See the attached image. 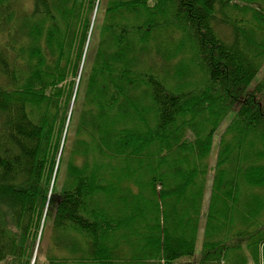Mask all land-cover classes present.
I'll use <instances>...</instances> for the list:
<instances>
[{
    "label": "trees",
    "instance_id": "16d2710c",
    "mask_svg": "<svg viewBox=\"0 0 264 264\" xmlns=\"http://www.w3.org/2000/svg\"><path fill=\"white\" fill-rule=\"evenodd\" d=\"M153 1L32 0V11L26 13L19 8V0H0V264H37L40 240L32 254L35 234L42 229V239L47 228L51 250L45 264H151L146 259L193 264L190 259L195 257L197 227L203 215L197 206L201 188L194 187L191 192L193 203L185 217L194 229H179L177 219H169L165 206L166 200L170 201L169 189L162 185L156 193L152 185L138 189L133 182L130 186L120 170L124 158L115 149L104 152L101 145L105 149L107 136L114 142L119 135L116 133L134 125L133 111L140 107L137 100L146 101L143 97L149 91L156 114L155 124L146 132L150 133L144 142L147 146L157 142V149H165L174 141V127L180 131L193 126V111L180 107L181 103L198 102L200 113L209 109L207 106L216 107L211 116L217 120L225 107L211 103L212 97L225 98L232 106L245 96L246 111L253 110L243 127L245 137L263 130L264 106L258 98L264 92V80L251 84L264 56V41L255 39V31L264 36V18L259 22L252 15L246 16L250 11L247 3L239 11L243 17L238 19L230 18V9L226 14L224 0H158L168 17H178L182 22L178 31L187 44V53L203 65L207 76L201 81L205 90L200 94H192L189 88L194 86L189 83L185 87L184 77L178 80L173 88L180 97L171 90L165 92L160 78L144 73L148 66L140 60L141 47L124 49L130 34L143 31L145 26L148 34L161 23L154 27L150 14L144 11L148 16L144 24L132 20L127 26L122 7L141 5L137 9L151 11L156 5ZM263 10L251 14L256 12L261 18ZM94 11L105 17L100 23L105 32L98 36L96 60L87 61L85 66L84 61L80 73L78 66L90 28L95 25ZM161 14L160 20H164L165 14ZM166 27L169 25H162V29ZM87 54L88 50L84 57ZM179 54L170 53L173 58ZM108 59L120 65L112 69ZM183 65L188 71L196 67L190 62ZM212 87L215 93L210 96ZM69 107L71 117L62 137ZM237 115L235 120L245 121L244 109ZM205 119L200 127L208 131L205 123L211 125V120ZM239 132V128L230 131L231 140ZM247 139L249 142L251 137ZM243 140L244 136L239 138V142ZM255 143L254 139L246 147L237 143L219 146L215 162L222 174L216 178L209 202L218 208L215 211L213 205L212 213L201 222L197 264H264V195L253 194L251 202L248 195L245 201L238 196L248 187L264 188L263 154L256 153ZM184 145V155H174L176 164L189 160L187 155L196 147L200 159L210 153L207 141ZM133 154L137 156V152ZM200 178L194 172L187 181L190 184ZM58 182L61 185L54 189ZM228 201L239 203L241 208H229ZM180 259L185 262H177Z\"/></svg>",
    "mask_w": 264,
    "mask_h": 264
},
{
    "label": "rangeland",
    "instance_id": "374dc122",
    "mask_svg": "<svg viewBox=\"0 0 264 264\" xmlns=\"http://www.w3.org/2000/svg\"><path fill=\"white\" fill-rule=\"evenodd\" d=\"M106 1V0H104ZM168 1V0H167ZM170 1V0H169ZM168 1V2H169ZM225 1V10L226 14L229 12L228 9L232 12L231 17H237L238 19H241L242 14H241V7H243L246 3L248 4V8L250 9L249 13L246 15H252L254 19L262 20L264 18V15L260 18L259 16H256V12H260L261 9H264V0H224ZM153 2L156 3L154 10L148 11V10H142V9H137V6L141 7V5H134L132 7H122L123 8V16L124 19L127 21L125 24L128 26L130 23H133L135 20H139V23L144 24V21L148 18L147 14L144 12L146 11L147 13L150 14V17L153 20L154 27L157 26L158 23H161L160 26H157L154 31L146 34V27H143L140 30L139 33H134L130 34L131 38L126 40L124 43V49L125 51H130L131 49L134 48H142V51L139 55H141L140 60L143 61V65H147L146 69H144V73L151 74L155 76V78H160V82H162L163 85V90L165 92H170L171 90L173 92V95L176 94V96L182 97L179 93L175 91L177 89H174L173 87L176 85L178 80L184 77V79L188 82L184 81L186 83L185 87H188V83L190 86H194L193 88H189L191 93H199L201 91V81L203 78H206V73L205 70L203 69V65L201 63L196 62L192 58L190 59V55L187 53V44H185L182 41L183 36L181 33L178 31L182 28V22H179L176 17V19L172 18V16L168 17L167 12H163L160 8V4H163V2H159L158 0H154ZM257 2V3H256ZM97 4V3H96ZM169 4V3H168ZM32 0H19V8L22 9V11H25L26 13H30L32 11ZM229 6V7H228ZM220 7V6H219ZM157 8V9H156ZM260 9V10H259ZM256 11L254 14H251L252 11ZM241 11V12H239ZM264 11V10H263ZM221 12V11H220ZM262 12V11H261ZM165 14L164 20H160L162 17V14ZM222 14V12H221ZM92 20L94 19L95 25H93V28H90V34L87 38V48L84 50V54L81 57L80 64L78 66V70L81 73V67L84 63V66L87 61H94L96 60L98 54V48H96V43L99 40V35H103L105 32L102 30L101 22L104 21L103 15L101 12H96L92 14ZM222 16V15H221ZM134 17V19H133ZM133 20V21H132ZM114 23V19L112 20ZM111 21V22H112ZM110 22V21H109ZM107 22V24L109 23ZM111 22L109 24H111ZM246 20L243 21L242 24H245ZM169 25V27H166L162 29V25ZM167 30V31H164ZM104 31V32H103ZM101 32V34H100ZM103 32V33H102ZM106 36V33L104 37ZM107 36L112 37L111 34H107ZM255 39L257 38V41H264V36L262 37V34L258 31H255ZM115 39L116 37H112ZM112 42H110L111 44ZM121 48V47H120ZM88 50V54L86 57H84L85 52ZM116 50V49H115ZM263 51V46H261V52ZM173 52L176 53V55L180 56H175L173 58ZM167 53L170 56H167L165 60L162 59L163 57H166ZM261 54L264 55V52ZM259 55V58L261 56ZM161 55V56H160ZM86 59V60H85ZM178 59L181 61H178ZM190 59V60H189ZM111 59H108L110 67L113 69H116L118 65L120 64H115L114 62H110ZM123 61V59H122ZM258 61V60H257ZM116 62V61H115ZM190 62L191 65H194L193 69L189 70L184 67L183 64ZM262 63L258 64V69L256 71V76L254 81L252 82V86L255 85V82L262 83L264 80V56L261 60ZM97 68V70H99ZM195 80V82H194ZM73 81H75V84L78 82L77 77L73 78ZM100 83V82H99ZM251 86V87H252ZM76 85H73L72 89V94H74V89ZM94 87V85H92ZM186 90L184 92H188L189 89L185 88ZM205 89H202L204 91ZM214 88L212 87L210 89V96L215 93L213 91ZM201 91V92H202ZM213 92V93H212ZM151 91H149L143 98L146 101L143 100H137L140 102V107L137 108L136 112L133 111L134 113V125L127 130L121 131V133H116L119 135L115 136V140L113 142V139L109 136L106 137L105 143L107 144L105 149L103 148V145H101L102 149L104 152L108 153L109 150H114L115 153L122 156L124 158V162L120 165V170H122L123 174V179L124 181L128 182L130 186L132 185L133 182L140 187L138 189H148L149 186H154L156 193L160 192L162 185L166 186V188L169 189L170 191V201L166 200L165 206H168V217L169 219L171 218H176L177 219V224L179 226V229H188L187 232H190V230L194 229L190 223L186 222L185 217L187 216V213L189 212L188 208L191 202L190 200L192 199L191 192L193 191L194 187H200L202 190V198L200 200V204L197 203L198 208L200 209V214L201 219L199 221L198 229L199 233L197 235V244L195 246V257L190 261H192L193 264H197V259L199 258V252H200V247H201V238H202V233H203V228L202 223L206 221V214L212 213V210L214 206H216L215 211L217 210L218 206L214 204V202L209 203L212 197V189L213 186L216 185V178L221 176V168L218 167L217 162H215L216 159V154L217 151H219V146L221 144L225 143H231L232 144H239L243 145V147H246L248 143H251L254 139L256 140V143L253 145L254 150L256 151L257 154H263V156L260 157V160H262V163L264 164V141L262 138V131L264 132V129H257L255 132H251L249 135L245 137V132H244V125L246 123V119L249 118L251 112L253 110L249 109L246 111V107H244L245 104H243V101L245 99L244 97H240L239 101L235 102L232 106H228L227 101L225 98L223 100L218 99L217 97H212L211 103L217 102L215 105L218 106H224V110L221 111L219 117L214 119L211 115L214 114L216 107H208L206 111L200 113L199 105L198 102H191V104L188 103H181L180 107H188L190 111H193V115L195 116L192 124L193 126L188 127H183L182 123L179 125H182L183 128L182 130L178 131L176 127H174L173 131V139L174 141L171 144H168L165 149H157V146H160V143L155 142V145L147 146L144 144V142L148 141L150 138V133L146 132L148 131L147 129L151 124H155L154 119H155V114L156 112L153 110L154 108V103L153 100L150 97ZM200 94V93H199ZM73 98V96H72ZM201 98H206V97H201ZM258 101L263 104L264 106V92L261 93V97L258 98ZM209 102V100H208ZM180 101H178V104ZM177 104V105H178ZM179 109V108H178ZM211 109V110H210ZM244 109V116L245 121L243 119H240L241 121L239 122L238 120H235V115H237L238 112ZM149 110V113L147 114V111ZM180 110V109H179ZM71 108L69 107L67 109V116L66 120L64 123V127L62 130L61 136L64 137L66 129H67V123L68 119L71 117L70 114ZM151 112V113H150ZM195 114V115H194ZM238 116V115H237ZM149 117L151 120H149ZM206 117H208L211 120V125L208 123H205V127L208 128V131L204 129V127H200L202 120H204ZM121 117H119L118 122H121ZM188 119V118H186ZM177 120V119H176ZM206 120V119H205ZM235 120V121H234ZM194 121H197V125H194ZM189 122V120H185V123ZM210 128L212 131H210ZM235 128H239L240 132L234 138H232V134L230 131H234ZM106 130V129H105ZM107 131V130H106ZM181 132H182V137H181ZM146 134V135H145ZM145 135V136H144ZM71 136V135H70ZM244 136V140L239 142V138ZM248 137H251V140L248 142ZM137 138V140H136ZM132 140H136V144L132 143ZM138 141V142H137ZM203 141H207L208 143L211 144L210 148V153L206 155L204 159H200V155L198 154L199 152L197 151V147L193 148V152L187 156H189V160H183L182 162H178V164L175 163V153L176 157L179 155L182 156L184 155V149L187 147H184V144H200L203 143ZM261 142V143H260ZM260 143V144H259ZM139 148L132 149L130 148L131 146H138ZM241 145V146H242ZM58 153L56 154V160L55 164L58 163V155L61 150V146H59ZM137 152V156L134 155L133 153ZM171 153V155L169 154ZM129 156V160L127 157ZM254 160V159H253ZM177 161V160H176ZM200 161H203L205 163L204 166L201 165ZM123 166V167H122ZM55 168L56 166H53L54 171L52 172V175L55 173ZM196 172L201 178L195 181L194 183H190L187 181L188 176ZM60 175V173H59ZM77 175V174H76ZM197 176V175H195ZM151 178H154L158 181H153L150 180ZM195 178V177H194ZM226 178V177H225ZM59 179V177H58ZM60 182H58L57 185H55L54 189L59 188ZM183 187L182 191H179V188ZM221 190V189H220ZM248 190V191H246ZM250 191V193H249ZM264 195V188L260 190H254L251 189V187H248V189H245L244 193H238V196L243 197L244 201L246 200V197L248 195V202L252 201V196L253 194L257 195L260 194ZM242 202V201H239ZM264 203V200H262ZM229 208H236L239 210L241 207H239V203H231L228 201ZM234 204V205H233ZM116 205V204H115ZM191 205V204H190ZM214 205V206H213ZM238 206V207H237ZM186 211V212H184ZM264 211V210H263ZM261 211V213L263 212ZM194 212V211H193ZM260 213V214H261ZM175 216V217H174ZM214 216V215H213ZM133 220H136V217L132 218ZM137 221V220H136ZM202 222V223H201ZM134 225H131V227ZM140 226V220H138V225L137 227ZM47 228L44 232V238H40L41 236V230H39L35 235V239L33 242V247H32V254L34 252V248H36V243L38 241V238L40 240L39 246H37L38 251L36 252V257H37V264H45V262H49L46 260V258L50 257L49 251L50 246H49V233H48ZM128 229V228H127ZM126 229V231H128ZM136 227L132 228V231H134ZM194 231V230H193ZM192 231V232H193ZM129 234V233H128ZM131 235V234H130ZM135 244H139V241L134 238ZM36 248V249H37ZM33 255H31L32 257ZM33 258V257H32ZM249 258V255L247 256ZM32 261V259H31ZM145 262L151 263V264H163V262H158L156 260H148L146 259ZM177 262H185L184 259H180ZM228 263L227 261H225ZM98 264V263H97ZM223 264V263H221ZM249 264L251 262L249 261Z\"/></svg>",
    "mask_w": 264,
    "mask_h": 264
}]
</instances>
